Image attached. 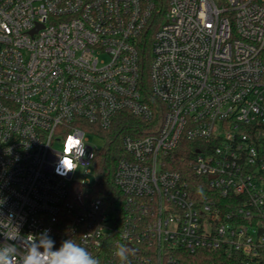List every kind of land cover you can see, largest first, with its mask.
Returning <instances> with one entry per match:
<instances>
[{"label": "built area", "instance_id": "2783aa9c", "mask_svg": "<svg viewBox=\"0 0 264 264\" xmlns=\"http://www.w3.org/2000/svg\"><path fill=\"white\" fill-rule=\"evenodd\" d=\"M123 112L150 133L122 139L112 208L87 133ZM75 133L85 155L58 175ZM183 140L197 188L171 169ZM45 229L109 264L121 245L129 264H264V0H0V245L19 264L6 237Z\"/></svg>", "mask_w": 264, "mask_h": 264}, {"label": "trees", "instance_id": "16d2710c", "mask_svg": "<svg viewBox=\"0 0 264 264\" xmlns=\"http://www.w3.org/2000/svg\"><path fill=\"white\" fill-rule=\"evenodd\" d=\"M164 2L165 0H161L162 4H164ZM141 61L145 95H147V98L150 99L148 101L152 105V107L159 110V115L157 117V119H159L160 114L163 110V105L160 101L154 98H150L148 91L149 84L147 77L150 61V43L148 40H146L145 43L142 44ZM148 126L149 125L144 123L142 120L132 116L129 112H123L119 113L116 116L113 125L109 129L100 131V135L104 137L107 142V147L101 152L97 153L94 161L95 184L93 186V194L96 198L102 200L105 204L109 205L112 208L117 205V201L120 198V192L114 183V174L116 171L117 163L123 154L122 139L126 135H132L135 137L146 136L150 133V126ZM193 147V143L183 140L180 144V147L174 154L173 159L175 161L173 162L171 169L178 170L184 172L187 175H190L192 188H197V182L200 180H196V178L192 176L187 162V159H189V157L193 155ZM191 260L193 262L187 264H194V262H197L198 264L199 259L191 258ZM210 261L219 262V260H216L213 257L211 258L209 256V258L203 260L201 264H207ZM220 262L224 261L222 260ZM99 264H109L108 258H104L103 260L99 261Z\"/></svg>", "mask_w": 264, "mask_h": 264}, {"label": "clouds", "instance_id": "9594fccd", "mask_svg": "<svg viewBox=\"0 0 264 264\" xmlns=\"http://www.w3.org/2000/svg\"><path fill=\"white\" fill-rule=\"evenodd\" d=\"M56 155V174L67 176L74 173L85 155L83 137L79 133L69 134L64 140L62 152H57ZM17 231L19 232L18 226ZM49 232V229H45L38 234H28L27 241H23L20 236L6 237V240L12 239L25 245V254L20 256L19 264H99V260L86 248L69 239L62 241L58 250H53L55 241ZM129 251L127 246L121 245L116 252L122 264H129ZM17 256L18 250L12 244L0 245V264H17Z\"/></svg>", "mask_w": 264, "mask_h": 264}, {"label": "rangeland", "instance_id": "374dc122", "mask_svg": "<svg viewBox=\"0 0 264 264\" xmlns=\"http://www.w3.org/2000/svg\"><path fill=\"white\" fill-rule=\"evenodd\" d=\"M87 138L90 141V145L93 146L95 150H97L98 152H101L107 147V142L105 138L102 137L101 135L99 136V135H93L91 133H87ZM90 169L92 173L86 179L91 180V184L94 185L95 184L94 165H92ZM80 177H82V175H80Z\"/></svg>", "mask_w": 264, "mask_h": 264}, {"label": "water", "instance_id": "95a60500", "mask_svg": "<svg viewBox=\"0 0 264 264\" xmlns=\"http://www.w3.org/2000/svg\"><path fill=\"white\" fill-rule=\"evenodd\" d=\"M33 33H34V32H32V34H33ZM127 247L129 248L130 251H134V252L136 251V250L132 249V247H131L130 245H128Z\"/></svg>", "mask_w": 264, "mask_h": 264}]
</instances>
